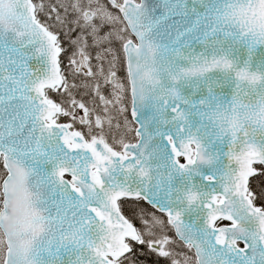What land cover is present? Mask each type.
<instances>
[{
	"label": "snow or ice",
	"instance_id": "obj_1",
	"mask_svg": "<svg viewBox=\"0 0 264 264\" xmlns=\"http://www.w3.org/2000/svg\"><path fill=\"white\" fill-rule=\"evenodd\" d=\"M0 264H264V0H0Z\"/></svg>",
	"mask_w": 264,
	"mask_h": 264
},
{
	"label": "trees",
	"instance_id": "obj_2",
	"mask_svg": "<svg viewBox=\"0 0 264 264\" xmlns=\"http://www.w3.org/2000/svg\"><path fill=\"white\" fill-rule=\"evenodd\" d=\"M260 182H261V178L260 179H255L254 181H253V186L255 187L256 185H258V184H260Z\"/></svg>",
	"mask_w": 264,
	"mask_h": 264
},
{
	"label": "flooded vegetation",
	"instance_id": "obj_3",
	"mask_svg": "<svg viewBox=\"0 0 264 264\" xmlns=\"http://www.w3.org/2000/svg\"><path fill=\"white\" fill-rule=\"evenodd\" d=\"M257 179H260L259 177Z\"/></svg>",
	"mask_w": 264,
	"mask_h": 264
}]
</instances>
